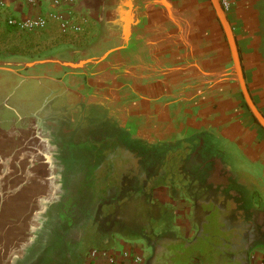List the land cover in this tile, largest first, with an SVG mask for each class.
I'll list each match as a JSON object with an SVG mask.
<instances>
[{
	"label": "crops",
	"instance_id": "1",
	"mask_svg": "<svg viewBox=\"0 0 264 264\" xmlns=\"http://www.w3.org/2000/svg\"><path fill=\"white\" fill-rule=\"evenodd\" d=\"M230 1L226 13L245 80L264 115V0ZM5 2L9 13L21 17L52 8L51 0L34 10L25 0ZM72 5L89 15L82 31L64 32L56 21L37 31L0 28V61L52 56L61 61L21 70L54 79L24 81L0 69V264L85 263L86 255L77 257L81 239L78 247L68 238L74 228L63 215L67 202L62 198L68 176L81 167L94 170L85 186L98 204L92 213L101 221L116 212L119 201L144 199L167 207L169 227H162L163 219L155 228L147 264H160L166 243L198 236L209 213L201 204L210 202L212 188H234L238 196L224 198V204L242 209L250 264L253 252H264V128L245 102L211 0H73ZM16 87L21 90L14 93ZM36 115L62 127H70V121L74 128L82 125L94 148L89 165L70 156H64L66 164L56 158L51 149L60 146L51 143L53 135L28 127L36 125ZM120 138L154 146L182 144L193 167L205 165L195 170L207 169L202 184L195 180L203 197L192 198L184 181L154 185L155 177L149 181L137 165H110L113 148L127 146ZM112 139L118 142L97 147ZM183 169L176 173L193 171L188 165ZM140 187L142 195L136 197ZM152 191L168 194V202L149 197ZM235 211H226V219H237Z\"/></svg>",
	"mask_w": 264,
	"mask_h": 264
},
{
	"label": "trees",
	"instance_id": "2",
	"mask_svg": "<svg viewBox=\"0 0 264 264\" xmlns=\"http://www.w3.org/2000/svg\"><path fill=\"white\" fill-rule=\"evenodd\" d=\"M162 184L165 185L166 182L164 181ZM234 190V188H230L224 192L220 188H212L210 202L200 203L209 213L206 224L200 226L198 236L192 241L182 240L163 245V258L160 264H249L250 253L246 248L249 245V240L242 234L245 232L246 226L240 225L243 222L242 209L240 210L238 205L230 201L226 205L224 204V198L232 197L233 199L238 196ZM70 205L67 203L66 208L69 209ZM140 205L144 206L140 216L134 214L124 219L140 225L139 228H136L138 232L141 231L140 234L122 231L118 227L111 228L112 230L108 233H119L126 238L143 237L149 243L154 242L157 238L154 229L160 225L159 222L163 220V216L159 215L156 218L153 213L157 211L156 215H158V211L161 210L164 213L168 209L165 205L144 199L130 202L129 209L131 210L134 206L140 207ZM126 207L128 206L126 205ZM232 208L236 210L237 219H226V211H231ZM63 215L67 218L70 213L63 210ZM115 216L116 214H109L102 225L105 226L112 219L116 220ZM69 220L72 221L70 218ZM66 221L68 220L66 219ZM105 233L107 232H104L102 237L106 236ZM94 246L102 248L108 247V244L96 243Z\"/></svg>",
	"mask_w": 264,
	"mask_h": 264
},
{
	"label": "rangeland",
	"instance_id": "3",
	"mask_svg": "<svg viewBox=\"0 0 264 264\" xmlns=\"http://www.w3.org/2000/svg\"><path fill=\"white\" fill-rule=\"evenodd\" d=\"M101 141V140H100ZM117 140H110L108 141L109 143H103V141L97 143V147L101 148H105L108 147L111 144H114V142H116ZM120 143H125V145L130 146L124 148L123 146H120L117 148H113V150L110 153V161L109 163H111L110 165L112 166H117L119 168H124L125 166L127 167V165L134 164L137 165V167L139 169H143V171H141V175L144 177V175L146 174L149 178V181L155 177L154 179V185H161L162 182L165 181V179L167 180V183L170 186H176L178 184V182L180 181H184L186 185H190V190L189 193L192 195V198L197 199L196 197H203V190L201 189V187H198L195 185V180L198 179L197 184H202L201 182H203V178L205 179L206 176V168H202L203 170H195L197 169L199 166H205L203 165L201 162L195 163V167L194 164H192L193 162L186 158V156H183V145L181 144L180 146H154V145H144L142 143H139L137 141V143L134 141H130V143L128 142L127 139H123L120 138L118 140ZM117 141V142H118ZM116 142V143H117ZM95 145V144H94ZM124 145V146H125ZM188 165V167L190 168V166L193 168L191 170L193 171H189V172H185V174L183 173H179V175L176 173L178 170L183 169L185 170V167ZM133 167V165H131ZM126 171V170H125ZM128 171V169H127ZM128 175V174H127ZM185 175V176H184ZM205 175V176H204ZM178 176V177H177ZM131 177V176H130ZM174 180V181H173ZM148 181H146L143 184V187H146ZM130 185V183H129ZM149 185L151 186L152 183H149ZM143 187L139 188L138 191H134V195L140 196L142 195V189ZM149 189V188H148ZM147 193H149V191H147ZM195 194L196 197H193V195ZM190 195V196H191ZM130 196V195H129ZM155 197L156 200L161 201V202H168V194H160L159 192L156 191H152L149 194V197ZM123 199V198H122ZM122 202H117L116 206H114V210L116 211L114 212V214L118 215V217L122 220L127 219L128 217H130L131 215L135 216H140V214H142V211L144 209L143 205H140V207L134 206L131 210L129 209V204H124ZM128 206L125 208V206ZM113 211H111L113 213ZM109 212V213H111ZM158 215L157 211H155L153 213V215L157 218L159 215L160 217L163 216L162 218L165 219V226L163 224L162 227H164V229H166L165 227H169V218H170V213H168L166 210L164 211H158ZM91 216V215H88ZM88 216H85V219L79 220L76 222V224H72L70 223L69 225L74 228L73 229V233H68V238L69 239H73L75 240L77 246L79 247L80 245V240L82 241L79 250H78V255L77 257L79 259L85 258V255L87 254V251L91 248V247H95L94 244L96 243H102L103 244H111L115 237L118 235L117 233H113L111 239L113 238L112 242L111 239L109 238L108 240L103 238L102 235L104 232H107L108 230H110L108 227L103 226V221H101L100 218L94 217L95 214L92 213V219ZM84 218V217H83ZM106 219V218H105ZM99 220V221H97ZM162 220H160V224H162L161 222ZM98 222V224H97ZM130 222V221H129ZM132 223V222H130ZM133 224V223H132ZM76 225L78 227H76ZM135 228H139L140 225H136L133 224ZM78 228V229H77ZM157 228V227H156ZM155 230V229H154ZM80 231V232H79ZM136 232V231H134ZM102 237V238H99ZM126 238V237H125ZM128 242L133 243V245H140L141 243H139L140 240H142L141 238H128ZM139 240V241H138ZM106 241V242H105ZM118 247H122L121 244H117ZM151 247L150 245L143 246L142 247V253L144 254V256H150L151 255Z\"/></svg>",
	"mask_w": 264,
	"mask_h": 264
},
{
	"label": "built area",
	"instance_id": "4",
	"mask_svg": "<svg viewBox=\"0 0 264 264\" xmlns=\"http://www.w3.org/2000/svg\"><path fill=\"white\" fill-rule=\"evenodd\" d=\"M44 0H25L31 10L40 9ZM73 0H51L52 8L43 12L30 13L26 17L9 13L5 0H0V28L7 26L24 31H37L47 28L56 21L64 32L82 31L89 21V15L76 10ZM227 11L231 6L230 0H221ZM128 238L117 235L111 246L92 247L86 254L84 264H147L148 256L142 253V247L147 245L144 240H138L140 245H133ZM125 243L130 246L123 247ZM121 244L122 247H118ZM250 264H264V252L256 251L250 255Z\"/></svg>",
	"mask_w": 264,
	"mask_h": 264
},
{
	"label": "flooded vegetation",
	"instance_id": "5",
	"mask_svg": "<svg viewBox=\"0 0 264 264\" xmlns=\"http://www.w3.org/2000/svg\"><path fill=\"white\" fill-rule=\"evenodd\" d=\"M21 80L26 81L29 79L21 77ZM20 90L21 88L16 87L14 89V93H17ZM37 116L38 115H36L35 117L36 125L30 123L28 124V127L30 128L32 127L35 133H38L39 131H41L42 133H48L49 135L50 134L53 135V136H49L51 137V140H50L51 143L58 144L60 146L58 147V149H55V151L51 149V152L55 155L56 158L61 159L62 157L61 159L62 162L66 164L69 161L65 160L64 156L65 157L70 156L72 160H74L75 158L76 161H78L82 165H85L86 167L89 165L91 161L92 153L94 152V148L92 144H89L87 142L88 140L87 130H85V128L82 127V125L74 128L71 125L72 123L70 121L69 122L70 127H64V126L62 127V126H58L57 122H55L53 118L51 117L50 118L47 117V119L46 118L40 119ZM89 125H91L90 128L95 127L93 126V124H89ZM65 129L69 131L66 132ZM79 170L80 171L72 173L71 175L68 176L69 182H70L69 187H65L63 197H62L64 198L63 199L64 202L71 204L69 209L65 207L64 210H66L67 212L69 211L70 215L69 217H67L68 223H73V225L76 224V222L79 221L81 218L88 216V215H92V210L98 206L97 202H94V197H93L92 190L90 189V186H85L89 183L88 176L90 177V175L94 173V170L93 169L90 170V167H87V169H82L81 167ZM84 181H85V184L82 183ZM69 218L72 221H70ZM116 225L121 227L122 231L133 232L134 230H136V228L134 227L132 223H130L129 221H124V220L122 221V219H119V220L112 219L109 223L107 222L105 226L108 227L110 230H112L114 227H116ZM99 238H102V237H99ZM141 239L149 244L146 238L142 237Z\"/></svg>",
	"mask_w": 264,
	"mask_h": 264
},
{
	"label": "water",
	"instance_id": "6",
	"mask_svg": "<svg viewBox=\"0 0 264 264\" xmlns=\"http://www.w3.org/2000/svg\"><path fill=\"white\" fill-rule=\"evenodd\" d=\"M212 5L216 11L217 17L225 31L230 50L232 53V58L234 62V68L236 70V74L238 77V82L240 84L242 94L244 96L245 102L248 105L249 109L251 110L252 114L256 118V120L259 122V124L264 128V115L262 112L258 109L256 106L252 95L250 94V91L248 89L245 75L242 67V62L240 58V53L238 49V44L233 32V29L231 27L230 21L228 19L226 10L222 6L221 0H211ZM50 62H61L58 58L55 56L52 57H45L41 59H35V60H22V61H0V69L9 70L14 73H17L21 77L27 78V79H43V78H51L54 79L51 76H37V75H29V74H23L21 72L24 68H31L36 67L44 64H48ZM66 65H69L71 67H74V64L71 62H64Z\"/></svg>",
	"mask_w": 264,
	"mask_h": 264
},
{
	"label": "bare ground",
	"instance_id": "7",
	"mask_svg": "<svg viewBox=\"0 0 264 264\" xmlns=\"http://www.w3.org/2000/svg\"><path fill=\"white\" fill-rule=\"evenodd\" d=\"M18 155V154H17Z\"/></svg>",
	"mask_w": 264,
	"mask_h": 264
}]
</instances>
